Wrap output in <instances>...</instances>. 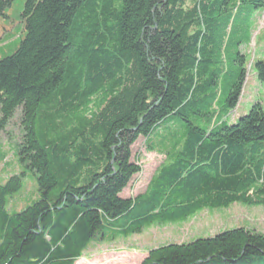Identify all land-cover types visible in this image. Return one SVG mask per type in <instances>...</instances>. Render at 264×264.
<instances>
[{
  "label": "trees",
  "instance_id": "1",
  "mask_svg": "<svg viewBox=\"0 0 264 264\" xmlns=\"http://www.w3.org/2000/svg\"><path fill=\"white\" fill-rule=\"evenodd\" d=\"M16 1L0 0L23 34L0 59V133L16 116L21 168L0 183V264H75L206 209L264 208V104L227 121L264 0H25L9 16ZM251 65L264 83V57ZM139 138L164 160L122 198ZM26 174L38 198L11 213ZM141 264H264V233L166 243Z\"/></svg>",
  "mask_w": 264,
  "mask_h": 264
},
{
  "label": "rangeland",
  "instance_id": "2",
  "mask_svg": "<svg viewBox=\"0 0 264 264\" xmlns=\"http://www.w3.org/2000/svg\"><path fill=\"white\" fill-rule=\"evenodd\" d=\"M24 1L17 0L6 14L10 16L13 12H19ZM254 18L255 27L248 47L246 81L239 102L227 119L228 123L235 122L245 115L255 101L264 104V83L257 80L251 65L253 60H261L264 57V10L255 12ZM18 24V21L8 23L0 17V59L10 55L16 49L19 37L23 35ZM9 35V39H4ZM18 134V120L15 116L5 131L0 133V151L6 155L0 162V183H4L8 175L21 170L13 155L14 142ZM163 160L164 157L160 154L146 152L145 140L139 138L131 147V161L140 167V172L131 179L120 197L134 198L143 193ZM37 198L35 179L26 174L21 190L13 200H10L7 209L11 213L21 211ZM239 227L264 233V208H250L234 203L227 208L206 209L184 223L153 226L138 235L96 246L94 250L83 254V257L75 264H141L152 248L166 243H183L197 238L212 237L223 230Z\"/></svg>",
  "mask_w": 264,
  "mask_h": 264
},
{
  "label": "bare ground",
  "instance_id": "3",
  "mask_svg": "<svg viewBox=\"0 0 264 264\" xmlns=\"http://www.w3.org/2000/svg\"><path fill=\"white\" fill-rule=\"evenodd\" d=\"M194 216H195V215H194ZM194 216H193V217H194Z\"/></svg>",
  "mask_w": 264,
  "mask_h": 264
}]
</instances>
